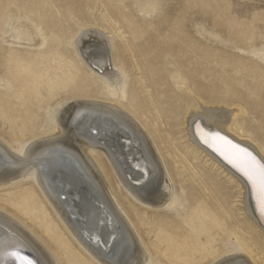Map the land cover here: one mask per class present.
<instances>
[{
    "label": "bare ground",
    "instance_id": "6f19581e",
    "mask_svg": "<svg viewBox=\"0 0 264 264\" xmlns=\"http://www.w3.org/2000/svg\"><path fill=\"white\" fill-rule=\"evenodd\" d=\"M16 1L22 9V18H8L6 6L10 2L0 0V36L5 34L4 23L9 21L13 43L44 48L33 53L34 64L25 59L17 67L13 54L4 66L0 64L4 74L0 82L6 89L0 91V102L8 111L6 121L12 128L27 122L29 126H22L20 133L39 135L19 152L14 149L16 140L12 136L5 138L0 134V184L32 177L35 187L23 188L0 201L17 211L22 209L27 219L34 215L35 227L0 206V264H259L253 251L259 252L264 262V98L259 95L249 103L250 115L256 117L257 123L245 117L248 112L240 105L215 102V94L220 90L215 88L209 94L198 82L192 90L183 79L175 78L174 89L180 92L169 98L167 91L160 90L164 84L163 64L170 60L174 50L166 42L149 39L143 44L132 38L114 41L102 23L86 25L90 20L82 14L81 6H92L96 0ZM98 1L109 18L124 25L127 32L140 26L130 20L132 10L128 15L122 14L113 0ZM145 3V13L157 10L162 13V19L154 20L157 23L174 20L184 25L186 16L192 12L207 13L217 24L237 22L225 15L224 0ZM20 24L24 29H20ZM69 41L85 68L104 81L107 97L103 102L90 101L91 97L71 98L49 113L46 92L30 89L28 82L35 79L45 86L50 84L51 91L60 87L62 80L57 74L72 66L68 62ZM132 59L137 61L136 66H142L139 76L133 74L136 66L133 70L129 67ZM18 69V74L13 72ZM45 69L51 71L49 76L44 74ZM79 78L74 72L66 79L70 90L86 88L81 87ZM91 85L87 84L86 89L90 90ZM147 89L164 94L165 100L159 96L151 101L140 98ZM231 91L229 88L228 92ZM224 93V97L229 96ZM148 103L160 118L171 120L165 124V135L158 139L134 113L148 111ZM41 107L47 110L48 121L41 119L38 113ZM180 114L181 123L175 120ZM176 126H182L186 141L225 174L231 184L229 188L238 190L243 219L233 228L244 234L253 250L248 245L224 249L215 246L214 238L207 237L213 231H221L215 227L218 220L229 225L231 216L226 204L231 195L213 174H197L203 191L207 190L204 198L196 190L189 193L181 186L179 175L170 169L158 143V140L166 141L167 145L172 142L175 133L172 128ZM104 156L111 165L108 169L101 162ZM112 171L140 204L164 207L173 213L182 202L187 203L185 217L180 213L168 216L165 225L153 231L158 244H165L166 260L156 247L147 245L137 226L140 222L136 224L130 219L138 207L121 202L114 190ZM177 183L184 195L182 199L176 195ZM35 188L73 241L64 238L56 226L45 225L42 222L45 219L36 214ZM217 205L224 215L211 213ZM197 208L190 216L188 212ZM209 222L212 224L208 227ZM165 234L169 237L165 238ZM256 237L263 238L259 242Z\"/></svg>",
    "mask_w": 264,
    "mask_h": 264
},
{
    "label": "rangeland",
    "instance_id": "374dc122",
    "mask_svg": "<svg viewBox=\"0 0 264 264\" xmlns=\"http://www.w3.org/2000/svg\"><path fill=\"white\" fill-rule=\"evenodd\" d=\"M113 1L122 14L128 15L130 10H132V15H129L131 17L130 20H133L136 22V25L140 26L138 28H132L130 33L127 32L128 30L124 25L115 23L109 18L105 7L98 0H96L92 6L86 4L81 6L82 14L90 20L86 25L102 23V25L111 32L114 41L132 38L133 40H139L141 43L147 44L148 40L151 39L155 43L166 42V44L172 46L174 50L170 56V60L163 64V69L165 71L162 73L164 75V84L160 85V90L167 91L165 93L167 97L173 99V97L177 96L176 94L180 92L178 89H174L175 78L183 79L192 90L198 82L199 87L209 92V94L213 93V89L215 88L220 90V92L215 94V102L231 106L240 105L248 112V115H245V117L247 116L250 122L257 123L256 117L250 115L251 109L249 103L254 98H259V95L264 98V0H224L227 2L225 15L237 21L235 23L217 24L213 21L212 16L207 13L192 12L186 16L184 25L177 21L174 22V20L170 22H163L162 20L159 21V23L155 22L154 20L162 19L163 15L158 10L145 13V8L147 7L145 3L146 0H130L131 3L128 4L122 2L123 0ZM153 1L156 2V0ZM9 2L10 4L6 6L7 10H9L7 12L8 18L14 16L22 18V9L18 6L19 2L16 0H9ZM140 18H144L145 21H141ZM174 18L173 16V19ZM10 24L9 21L4 23L6 31L3 36H0V64L4 66L10 54L14 55L13 64L17 67L22 64V61L25 59L33 61V64L36 63L33 60V53L42 50L44 46L33 47L21 43H13L11 40L13 31L10 28ZM73 25L77 27L78 23L73 20ZM19 27L21 30L24 29L22 24H20ZM67 50L69 57L68 62L71 63L72 66L65 68L57 74V77L62 80L60 87L51 91L52 87L50 84L45 86L35 79L28 82L30 89L46 92V104L49 113L56 109L59 104L71 98L91 97L92 99H90V101L103 102L107 97L104 81L96 78L94 74L85 68L75 53L74 45L70 41L67 44ZM136 65L137 61L134 59L129 62V67L132 70L133 66ZM140 65L141 64L136 66L133 74L137 73L138 75H136L139 76V73L142 72V66ZM22 70L24 71L25 69L22 68ZM17 71L19 72V69L13 70V72L18 74ZM43 72L48 76L51 73L49 69H45ZM74 72L79 75V81L82 80L81 87L87 88V84H92L90 90L85 88L79 91L70 90L68 88V81L66 79L70 78ZM3 77L4 74L2 73V69H0V79ZM151 77L155 78L154 75ZM142 83H144L143 79ZM229 88L232 90L230 93L228 92ZM5 90V87H3L0 82V91L4 92ZM224 92H227L229 96L226 94L227 96L224 97ZM151 93L152 90L147 89L146 93L140 94L139 97L145 101H151L152 98L156 96H159L162 101L165 100L163 99L165 97L164 94L161 95L159 92L155 94ZM123 102H125V100ZM175 103L173 104L174 106L176 105ZM163 105L166 107V104ZM148 109L149 110L146 112L134 113L149 126L153 135L158 139L160 135H165V124L171 122V120L160 118L157 110H155L150 103H148ZM47 110L42 107L38 108V113L41 115L43 121H48ZM8 116V111L5 110L4 103L0 102V134L5 138L12 136L16 140L14 149L21 152L25 147L37 140L39 133L32 132L22 135L19 129L24 125L29 126V123L23 122V124H19L17 128H12L11 124L6 121ZM181 119L182 114L175 120L181 123ZM50 126L51 124L47 126L48 129L46 128L48 132L50 131ZM172 129L175 132L174 135L171 136L173 138L172 142L167 145L166 141L158 140V143H160L162 155L165 157L170 169L174 170L179 175L180 178L178 180L181 186H185L189 193L190 190H196L195 192L197 195L199 193L200 196L204 198L203 195L207 194V190L203 191L197 174H213L217 176V182L219 184L229 189L231 195L226 204L231 216L229 225L224 224L225 222L223 220H218L219 223H217L215 227L221 231H213L208 234L207 237L214 238L213 242L215 246L223 247L224 249L228 247L238 248L245 245L251 248V244L244 238V234H239L238 229L233 228V225L236 224L237 221L243 219L239 210L238 190L236 188L230 189L229 187L231 184L225 174H223L209 158L193 148L186 141L182 126H176ZM103 159L104 161L101 159L102 164L104 162L106 169L110 168L111 165L105 156ZM112 174L114 190L117 192L121 202L124 205L134 203L138 207V210L136 209V211L130 215V219L136 222V224L140 222L137 226L147 245L156 247L158 252L161 253L160 255L163 260H166L164 252L165 244H158V240L153 231L156 232L157 228H159V226L161 227V224L167 221L168 216L180 213L182 218L185 217V213L188 211L187 203L182 202L176 212L173 213L169 212V210H166L164 207L155 208L140 204L131 196L127 188L117 181L118 178H116L117 176L114 171H112ZM8 183L3 185L0 184V198L17 194L23 188L33 187L34 190L35 187L32 182V177L24 180L21 178ZM179 183H177L178 185H176L175 190L177 197L182 199L184 195L182 190L178 187L180 185ZM37 190L38 189L35 188L36 214H40L42 219H45L42 221L45 225L56 226L64 238L71 239L62 224L56 218L51 206ZM0 206L16 214V216L23 220L28 226L32 228L35 227L32 222L34 215L30 216L32 219H27L25 215H22V209L17 211L3 201H0ZM215 207L216 209L211 211L213 215L222 216L225 214L221 206L217 205ZM197 211L198 208L188 213H190L191 216L192 213L195 214ZM211 224L212 223L209 222L207 224L208 227L211 226ZM225 228L228 229L227 232L224 231ZM161 236H163V233ZM168 237V235L165 236V238ZM222 238H227L228 241L223 242ZM261 238H257V240L260 242ZM253 255L259 264H264L259 252L253 251ZM222 257L223 256H220L219 258ZM211 259L212 258H209V260Z\"/></svg>",
    "mask_w": 264,
    "mask_h": 264
},
{
    "label": "snow or ice",
    "instance_id": "6c2138e0",
    "mask_svg": "<svg viewBox=\"0 0 264 264\" xmlns=\"http://www.w3.org/2000/svg\"><path fill=\"white\" fill-rule=\"evenodd\" d=\"M262 177H264V172H262ZM251 179V177H249Z\"/></svg>",
    "mask_w": 264,
    "mask_h": 264
}]
</instances>
